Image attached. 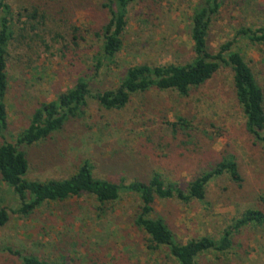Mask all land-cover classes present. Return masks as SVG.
<instances>
[{
    "label": "rangeland",
    "instance_id": "obj_1",
    "mask_svg": "<svg viewBox=\"0 0 264 264\" xmlns=\"http://www.w3.org/2000/svg\"><path fill=\"white\" fill-rule=\"evenodd\" d=\"M103 2L9 0L16 25L8 46L7 127L0 144L14 143L33 111L73 87L79 77L89 79L94 93L115 88L130 66L184 64L194 56L190 16L198 0H133L126 7L122 48L97 74L93 60L101 40L96 32L109 16ZM32 7L48 14L34 31L27 16L15 15ZM262 22L264 0H223L210 24L209 48L216 51L240 26ZM72 27L79 29L77 44L71 40ZM235 49L264 91V43L239 39ZM180 118L188 128L176 125ZM23 150L28 180L66 178L87 160L98 178L145 181L157 171L182 189L221 156L232 155L243 178L240 186L226 176L212 179L202 201L157 198L152 216L163 218L180 243L218 238L245 209L264 216V144L245 130L227 66L187 96L152 88L133 94L121 109H105L89 98L81 117ZM0 196L9 212L0 226V264H24L15 252L55 264H177L164 247H148L147 235L132 225L136 196L122 194L100 214L95 199L83 194L43 204L27 217L12 213L19 200L4 182ZM232 241L227 253L202 255L197 264H264V220L234 231Z\"/></svg>",
    "mask_w": 264,
    "mask_h": 264
},
{
    "label": "trees",
    "instance_id": "obj_2",
    "mask_svg": "<svg viewBox=\"0 0 264 264\" xmlns=\"http://www.w3.org/2000/svg\"><path fill=\"white\" fill-rule=\"evenodd\" d=\"M103 1L102 7L107 10L109 16L107 22L96 32V36L101 40L100 49L93 60V68L97 74L114 62L116 54L122 48L126 7L133 0ZM222 4L223 0H198L190 16L189 36L194 54L190 61L184 64H136L125 70L115 88L94 93L90 89L89 79L79 77L73 87L58 95L55 100L42 103L36 108L31 114L29 124L16 136L14 143L0 144V182L12 187L19 200L17 207L11 210L12 213L27 217L43 204L63 202L85 194L92 196L97 202L100 214H105L106 206L116 202L122 194H130L136 196L139 201V206L131 217L132 225L147 235L150 242L148 247H164L177 264H197L202 255L227 253L233 245L234 231L248 224H261L264 220L262 212L245 209L234 219L231 226L224 228L218 238L204 236L180 243L163 218L152 216L157 198H176L182 202L193 199L202 201L205 189L212 179L226 176L240 186L243 178L236 157L232 155L221 156L219 160L205 167L184 189L173 182H166L157 171L145 181L132 179L124 182L121 179L114 182L98 178L94 176L92 165L87 160L83 161L74 173L63 179L25 178L28 158L23 148L60 131L69 119L81 117L89 98L96 100L105 109H121L127 105L133 94L152 88L171 90L187 96L192 89L204 84L223 66L229 67L232 72L234 95L244 116L246 132L264 144V91L242 54L235 49L239 39H245L252 44L264 43V22L238 27L232 38L219 44L217 50L213 51L208 45V32L211 21L218 14ZM15 15L17 19L27 16L29 30L34 31L37 25L46 20L48 14L46 11L40 13L37 7H32L31 10L23 8ZM15 25L9 0H0V133L7 127L5 98L8 90V46L14 37ZM71 29L72 43L77 44L75 40L78 38L79 29ZM19 37L24 39L26 36ZM176 125L182 129L189 127L184 118H180ZM8 220L9 212L2 205L0 196V226ZM15 254L24 264H55L35 256L22 255L19 252Z\"/></svg>",
    "mask_w": 264,
    "mask_h": 264
}]
</instances>
